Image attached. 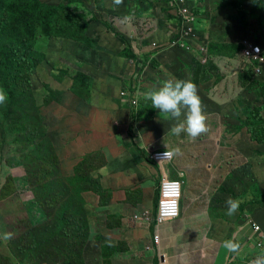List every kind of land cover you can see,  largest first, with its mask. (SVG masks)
<instances>
[{
    "label": "rangeland",
    "instance_id": "obj_1",
    "mask_svg": "<svg viewBox=\"0 0 264 264\" xmlns=\"http://www.w3.org/2000/svg\"><path fill=\"white\" fill-rule=\"evenodd\" d=\"M31 1L33 7L17 22L13 13L23 6L22 1L0 0V89L7 94L6 103L0 105V234H12L8 240L0 239V264H216L224 242L236 240L213 235L207 239V234L214 228L219 233L223 225L219 221L236 219L242 207L229 217L225 206H213V216L198 223L194 215H206L205 208L199 205L196 212L184 213L178 221L158 226L155 220L162 171L148 159L144 149L136 147L128 154L127 150L121 152L119 142L116 149L111 144L102 150L107 146L101 141L102 134L85 136L82 143V126H61L71 123L72 114L78 113L71 109V99L59 95V91L69 87L64 81L65 66L70 64L61 61L70 62L72 55L93 48L96 37L105 38L102 21H110L108 17L121 21L126 13L113 6V16L96 8L97 13L102 12L97 16L94 9H88L94 0ZM260 1L263 5L264 0ZM202 2L204 10L198 9L200 17L193 30L196 43L189 41L192 48L183 49V55L173 49L149 53L152 56L148 63L140 64L142 82L127 85L140 102L139 112L134 110L135 125H151V116L159 115L145 98L146 92L166 79L190 80V71L201 88L208 89L204 93L191 80L197 85L203 106L208 103V109L203 111L209 115L207 137L222 140L216 143L218 150L227 153L233 167L249 162L264 168V77L242 71L250 64L243 60L242 49L246 43H256L257 34L253 29L244 37L237 32L235 38L241 37L239 41L244 45L237 39L238 45L215 43L216 39L209 35L217 15L227 6L235 7L240 24L247 26L254 0ZM127 6L131 11L126 22L131 23L134 32L142 30L148 35V24L159 20L166 21V27L182 21L169 0H127ZM159 27L165 29L161 22ZM151 38V42L155 40ZM13 51L23 58L25 66L14 62ZM71 70L77 71V67ZM161 70L167 73L165 79L161 78ZM22 73L29 84L21 79ZM84 76H74L73 91L76 98L86 101L90 83ZM59 101L70 105L61 112L65 116L60 122ZM160 117H165L166 122L160 133L152 137L169 140L163 135L174 120L168 122L163 114ZM151 129L156 132L155 124ZM145 131L148 130L140 133ZM73 132H77L76 137L70 135ZM212 142L203 157H208L209 164L215 167L212 160L217 146ZM62 144L64 148L59 151ZM197 146L196 151L186 152V156L193 155V163L201 162V148ZM83 151L89 152L77 159ZM144 161L147 168L142 167ZM172 167L176 166L163 164V172L177 178L178 172H173ZM183 181V189L188 188V195H194L191 183L186 177ZM185 198L187 206L194 210L195 203L189 202L187 195ZM257 218L261 220L260 215ZM162 228H166L164 237ZM159 230L160 249L154 239ZM175 231L180 233L179 239H174ZM168 248H174L173 254H167ZM255 249L257 253L261 250L256 245Z\"/></svg>",
    "mask_w": 264,
    "mask_h": 264
},
{
    "label": "crops",
    "instance_id": "obj_2",
    "mask_svg": "<svg viewBox=\"0 0 264 264\" xmlns=\"http://www.w3.org/2000/svg\"><path fill=\"white\" fill-rule=\"evenodd\" d=\"M94 1L95 4L93 7L90 5L89 10L94 9L97 16L102 15V12L113 16L111 14V9L114 6L112 0ZM107 7L109 9H105ZM119 7L122 12L126 13V16L121 21L114 17H108L110 21H102V25L105 27L104 39L98 40V37H96L93 48H86L78 56L72 55L70 62L61 61L70 64V66L68 65L69 67L65 66L67 76L64 81L69 83V87L59 91V95L63 96L64 99H71V109L74 112H78L77 114H72L71 123H65L61 126H82V143L86 141L85 136L90 138V136L95 137L96 134H102L103 139L101 141L107 144L102 150H107L111 144L116 149L117 146L115 144L120 142L122 144L121 152L127 150L128 154H130L133 149L139 147L140 149H144L148 159L155 150L171 151L179 147L183 154L175 157L171 163L172 166H176L172 167L173 172H178L177 178L180 177V174H183L180 177L181 180L183 181L186 177V181L191 183V190L194 191V195H188L189 192L187 193L186 191L188 188L184 190L181 217L184 216V213H190V211L196 212L200 205L202 208H205L206 215H194L195 221L198 223L206 222L208 215H210L209 217L213 216L211 214L213 206L220 205L226 207L225 201L229 197L238 200L240 207L243 208L242 213L237 214V218L231 221H219V223H223L221 231L217 233L218 230L215 228L211 229L214 232L209 231L207 239L212 238V235L219 239L231 237L240 246L238 251L233 253L226 251L225 247L220 248L216 256V264H251L253 260L262 257L260 252L257 253L254 246V240L257 239V236L253 233L251 222L260 224L264 232V171H261L264 168L251 166L249 162L233 167L232 162L226 157L227 153L218 150L219 148L216 143H221L222 140L220 138L212 139L207 137L209 129L207 134H202L192 141L186 136L177 137L170 135L169 129L176 121L174 120L173 122L171 119H168V122L171 121V123L166 127V134L164 133L165 135H163V137L169 136L168 140L161 138L153 139L152 137L160 133L163 124L166 122L165 117L159 118V115L155 113L154 117L151 116L153 119L151 125L145 122L136 123L135 125L134 110L138 109L137 112H139L140 102L134 92L132 93L128 90L127 85L133 82H142L139 79L141 72L140 64L144 65L148 63L152 56L149 53H156L150 44L151 37L154 36L137 37L134 35V29L130 26L131 23L126 22L125 19L129 17L128 13L131 11L127 6V0H123V3ZM96 8L102 10V12L100 14L97 13ZM248 16L250 25L256 26L255 33L257 34V38L262 39L264 32L261 30V22H264V6L260 8V0L253 2L251 13H248ZM63 51L66 52V50ZM124 53H129V55H124ZM75 66L77 67V71H72L71 68H75ZM159 72L161 73V78L165 79L166 71L161 70ZM82 73L85 74L84 77L90 83V97L86 101L76 98V93L73 91L74 76ZM100 75L103 76V80L99 78ZM189 79L191 80V78ZM149 84H152V82H149ZM150 90L153 89L151 88ZM102 92L106 93L101 94ZM134 100L136 101L135 104ZM214 103L217 107H222L221 104ZM69 106L59 101V122L62 117L64 120L65 116V113L61 114V112H66ZM201 106L203 111L208 109V103L204 107L202 100ZM203 113L206 117L209 116L205 112ZM154 124L156 132L154 129H151ZM224 129L226 134V127ZM119 130H122L123 133H120ZM141 130L148 131L140 133ZM66 133L64 132L63 134ZM59 134L61 135L60 132ZM70 135L76 137L77 132H73ZM116 137H119L120 140L116 139ZM212 141L217 146L215 158L212 160V163L217 164L215 167L209 164L208 157H203V154H206L205 150L209 148V144L213 143ZM197 145H200L199 149L201 148V162L193 163V155L188 154L186 156V152L189 150L196 151L198 149ZM62 147L64 148L63 144L60 146L59 151H62ZM87 152L89 151H83L79 156L76 157L74 155V157L79 159ZM238 153L242 155L241 152ZM219 158L222 160L221 162ZM107 159L115 158L107 157ZM178 161L179 166L177 165ZM142 167H148L146 161L143 162ZM161 171H163V165ZM221 177L224 179H221ZM186 195L189 202L195 203L194 210L187 206L188 202L185 201ZM258 215H260L261 220L257 218ZM161 231L164 237L166 228H162ZM161 231L159 230L160 242L162 241ZM175 232L174 239H179L180 233L178 231ZM156 247L160 249V243ZM173 251L174 248H168L167 254H173ZM211 255L214 257V254ZM162 258L165 257L162 256Z\"/></svg>",
    "mask_w": 264,
    "mask_h": 264
},
{
    "label": "clouds",
    "instance_id": "obj_3",
    "mask_svg": "<svg viewBox=\"0 0 264 264\" xmlns=\"http://www.w3.org/2000/svg\"><path fill=\"white\" fill-rule=\"evenodd\" d=\"M112 3L114 6H119L123 3V0H112ZM186 4L195 16L193 27L197 29L198 20L200 17V10H204L203 2L202 0H186ZM263 6L264 4L262 5L260 1V8H262ZM249 8L251 10V7ZM198 9L200 10L198 11ZM176 27L177 25H173L171 27H165L164 29L160 28L158 22H156L155 24H148V35L144 34L142 30L141 32L140 30H138L133 34L137 37H140V35L141 37H148L151 35L154 36L155 40L151 42V47L154 49L155 52L166 53L171 49L179 48L168 47L173 41L179 38L176 32ZM261 29L262 31H264V22H261ZM154 43H157V46H154ZM252 44H257L264 48V36L262 37V39H260L259 42ZM179 49L183 50L182 48ZM144 95L147 100L151 101V105L152 108H154V112L158 110L159 118L163 114L167 118L176 121V123H174L169 129L170 135L179 137L181 136V134H184L189 140L194 141L200 135L207 133L208 127L206 124V116L203 113L201 99L198 95V88L197 85L191 80L175 78L166 79L157 88H155L154 90H149ZM6 101L7 94L4 92V90L0 89V105L5 104ZM135 103L136 101L134 100V104ZM182 115L184 117L183 120H181ZM182 154L183 153L181 149L179 147H176L171 151H165L162 154H159V159H172ZM225 204L226 215H228L229 217L233 216L239 210L240 207V202L231 197H229L225 201ZM155 223L157 224V222ZM253 223L254 222H251V226ZM253 233L254 235H256L254 231ZM262 233L264 232L262 231ZM11 235V233L5 232L3 234H0V239L8 240L11 238ZM256 240L257 239L254 240V246L256 245ZM224 247L230 252H237L240 246L238 243L232 240H227L224 242ZM263 253L264 251L261 249L260 254L262 256ZM251 264H264V257H258L257 259L253 260Z\"/></svg>",
    "mask_w": 264,
    "mask_h": 264
},
{
    "label": "built area",
    "instance_id": "obj_4",
    "mask_svg": "<svg viewBox=\"0 0 264 264\" xmlns=\"http://www.w3.org/2000/svg\"><path fill=\"white\" fill-rule=\"evenodd\" d=\"M169 1L172 7L177 10V13L180 14L182 21L180 25H177L176 27V32L179 38L173 41L168 47H179L188 51L192 48V45L189 44V41H193L196 43L194 39L195 36L193 34V23L195 21V16L187 6L186 0ZM153 45L157 46V43H154ZM200 48L202 49V47ZM242 57L244 61L250 63L256 75L262 73V67L264 65V48L257 44L246 43L245 47L242 49ZM165 151L170 150L158 149L152 152L150 156V159L155 161V163L161 167V170L163 164H171L175 159H159V154H162ZM179 176L182 177L183 174H180ZM180 177H167L162 171V178L159 186V199L157 203L156 222L158 226L163 225L166 222L178 220L181 217L184 184ZM252 227L257 236L256 246L264 251V233H262L261 226L253 223ZM154 239L156 245H159L161 238L158 232H156ZM262 257H264V253Z\"/></svg>",
    "mask_w": 264,
    "mask_h": 264
},
{
    "label": "trees",
    "instance_id": "obj_5",
    "mask_svg": "<svg viewBox=\"0 0 264 264\" xmlns=\"http://www.w3.org/2000/svg\"><path fill=\"white\" fill-rule=\"evenodd\" d=\"M21 1L23 3V6L15 9L14 13H13L17 22L20 21L19 17H21L25 12H27V10L29 8H32L34 5V3L31 0H21ZM151 2L153 4V6H155L153 1H151ZM248 13H251L250 9H249ZM221 15H223V16H221ZM160 22L164 24V27L167 26L166 21L159 20L158 25ZM224 24H226V26H224ZM224 29L226 30V33L223 32ZM251 29H253L255 32L256 26L250 25L249 18H248V25L245 27L242 26L240 24V14L236 11V8L231 7V6H227L226 11L221 12L219 15H217V23L213 26V28L211 30H209V35L216 39L215 43H227L228 45H238L239 43L237 42V40L239 41V38L244 37V36H248V33H250ZM237 32L238 33L241 32L242 36L235 38ZM255 38H257V37H255ZM259 41H260V39L257 38L256 42H259ZM240 45H244V44L240 42ZM173 50H176V52L181 54V55H183L185 53L184 50H181V49H173ZM185 56L186 55L181 56V57H185ZM12 58H13L14 62L19 64L20 66L26 65L25 62L23 61V58L19 57L18 53L16 51H13ZM192 60L196 61L194 58H192ZM252 68L253 67L251 65L250 66L248 65L247 67H245V69H242V71H246L249 73L251 72V74H253L254 76H257V77H264V65L262 67V73L259 75H256ZM187 70L189 71V69H187ZM189 78H191V80H193L197 85H199L195 81V78L190 74V71H189ZM21 79L26 81V84H29V81L27 80L25 74L24 75H23V73L21 74ZM199 86L201 88L202 85H199ZM201 90L207 94V91H208L207 87L201 88ZM203 92H202V95H203ZM9 112L10 111L8 110V113ZM59 137H60V134H59ZM156 213H157V211H156Z\"/></svg>",
    "mask_w": 264,
    "mask_h": 264
}]
</instances>
